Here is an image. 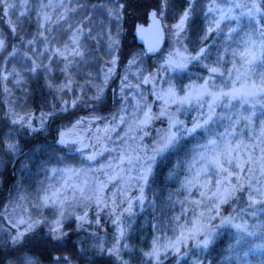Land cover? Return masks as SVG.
I'll list each match as a JSON object with an SVG mask.
<instances>
[{"label":"clouds","instance_id":"clouds-1","mask_svg":"<svg viewBox=\"0 0 264 264\" xmlns=\"http://www.w3.org/2000/svg\"><path fill=\"white\" fill-rule=\"evenodd\" d=\"M0 264H264V0H0Z\"/></svg>","mask_w":264,"mask_h":264}]
</instances>
